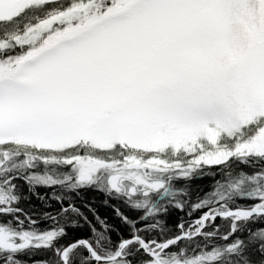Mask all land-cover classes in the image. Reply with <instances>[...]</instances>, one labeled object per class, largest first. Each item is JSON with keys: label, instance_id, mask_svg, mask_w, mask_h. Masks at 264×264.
<instances>
[{"label": "snow or ice", "instance_id": "snow-or-ice-1", "mask_svg": "<svg viewBox=\"0 0 264 264\" xmlns=\"http://www.w3.org/2000/svg\"><path fill=\"white\" fill-rule=\"evenodd\" d=\"M169 149L193 156V169L232 158L250 167L264 162V0H0V172L21 152L64 154L79 167L81 182L108 168L114 190L129 182V195L142 190L147 197L165 187L150 174L182 168L157 158ZM99 152L123 160L93 158ZM11 179L0 180V216H9L16 200ZM242 189L246 202L230 208L231 194ZM205 207L166 243L133 238L149 250V264H214L218 248L192 257L183 248L167 250L213 237L204 229L217 218L232 220L231 234L241 222L264 219V170L220 185L193 205ZM57 236L0 221L3 252L34 240L47 247ZM254 238L264 241V228ZM243 244L237 239L226 251ZM259 250L264 254V243ZM67 258L65 252L64 264Z\"/></svg>", "mask_w": 264, "mask_h": 264}, {"label": "trees", "instance_id": "trees-1", "mask_svg": "<svg viewBox=\"0 0 264 264\" xmlns=\"http://www.w3.org/2000/svg\"><path fill=\"white\" fill-rule=\"evenodd\" d=\"M57 2L67 5L71 0ZM50 8L47 6L48 10ZM86 153L82 151L79 154L85 156ZM101 153L105 152L95 154L99 156ZM18 157L40 165L16 170L4 167L0 172V180L12 178L9 186L13 189L11 195L16 197L11 202V214L0 216V221L10 222V226L17 230L35 234L56 231L58 236L47 247H36L35 244L17 252L0 251V264H64L61 259L63 251L82 240L89 243L101 257H113L117 251L122 255L112 261L99 262L93 259L85 244H78L67 252L68 264H149L152 260L149 250L139 240H133L134 237L146 242L165 243L181 235L197 218L209 211L207 207L195 210L193 205L211 199L220 185L264 170V162L253 163L250 167L234 158L221 166L201 163L186 175H181V170L174 168L176 171H168L162 176L163 189L147 197L141 190L137 192L139 195L131 197L124 192L108 190L98 181L78 185L75 162L66 163L68 157L64 154L21 152ZM172 160L179 161L182 168L188 167L187 159L180 161L179 156L174 155ZM46 163L57 165V181L53 184H43L38 178ZM247 192L248 189L233 192L228 206L235 208L243 205ZM242 196L245 199H241ZM143 197L145 201H142ZM212 207H219V204L214 202ZM17 217L22 225L17 224ZM231 224V219L217 218L204 229L205 232H215L213 237L182 240L167 252L172 254L183 248L192 257L218 248L222 254L214 264H264V254L259 250L264 241L254 238L255 230L264 228V219L241 222L234 234L230 232ZM181 225H184L183 229ZM225 235H229V240L223 239ZM237 239L244 241V244L237 252L228 253V245ZM129 240L133 243L125 248L120 247L123 241Z\"/></svg>", "mask_w": 264, "mask_h": 264}, {"label": "rangeland", "instance_id": "rangeland-1", "mask_svg": "<svg viewBox=\"0 0 264 264\" xmlns=\"http://www.w3.org/2000/svg\"><path fill=\"white\" fill-rule=\"evenodd\" d=\"M221 143H223V141H221ZM209 150H213L212 146H210V145H209ZM87 155H89V153H86L85 156H87ZM174 155L179 156L180 161L187 159V161L190 162L192 159H194V157L190 156V155L174 154L171 149H169L168 152L165 154H159L157 156V158L158 159H164L169 164H175L176 162H173V160H172ZM93 158L103 159L106 163H111L113 161V159L123 160V158L120 157L118 154H113V153H101V154H99V156L96 154H93ZM141 158L144 160H149V159H152L153 157H152V154L149 156L147 154H143ZM39 165H40L39 163L32 162L27 158H21V157L15 156L11 160L6 161L4 167L9 169V170H16V169H22V168L23 169H25V168H36ZM186 166H185V168L179 169V170H181V175H186L187 173L190 172V170L193 169V168H189V167L186 168ZM43 167H44L45 171L43 170L42 174L38 177L40 180H42L41 183L43 182V184H45V182H46L48 184H53L54 181H57V165H50V163L49 164L46 163L45 165H43ZM75 167L77 169L78 185L85 186V185H88L90 183H93L94 181H98V182H100V185H102L104 188H106L108 190H114L110 184V177L113 174V170L108 169V168H101L95 174H93L91 181L81 182L79 179L80 169L77 165ZM171 170H175V169L170 168V169L163 171V172H157L154 174H150L151 179L154 181H161L162 182V179H161L162 176ZM141 171H143V170H141ZM148 171L151 172V169H148ZM49 172L51 173V175L49 174ZM129 186H130L129 182H125V184L123 185V190L120 192H124L128 196H131V197L139 195V193H137L135 195H129V193H128V187ZM142 201H145L144 197L142 198ZM35 235L40 236L43 234H35ZM20 242L21 241H17V243H20ZM39 243H41L40 240H34L32 245L39 244Z\"/></svg>", "mask_w": 264, "mask_h": 264}, {"label": "water", "instance_id": "water-1", "mask_svg": "<svg viewBox=\"0 0 264 264\" xmlns=\"http://www.w3.org/2000/svg\"><path fill=\"white\" fill-rule=\"evenodd\" d=\"M85 241H79V242H76V243H74V244H71L70 246H68L64 251H63V254L65 253V252H68L72 247H74V246H76V245H78V244H85L86 245V247L88 248V250L91 252V255H92V257H93V259L94 260H96L95 259V257L93 256V253L95 252L96 254H98L94 249H93V247L89 244V243H84ZM168 242V241H167ZM166 243V242H165ZM88 245H90L91 247H89ZM99 255V254H98ZM115 256H113V257H110V258H105V257H103L104 259L103 260H101V261H99V262H107V261H112V260H115V259H117V258H115V259H113ZM96 261H98V260H96ZM68 264V263H67Z\"/></svg>", "mask_w": 264, "mask_h": 264}]
</instances>
